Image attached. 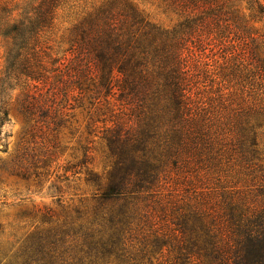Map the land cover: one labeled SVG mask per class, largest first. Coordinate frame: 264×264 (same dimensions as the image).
<instances>
[{
	"label": "trees",
	"instance_id": "trees-1",
	"mask_svg": "<svg viewBox=\"0 0 264 264\" xmlns=\"http://www.w3.org/2000/svg\"><path fill=\"white\" fill-rule=\"evenodd\" d=\"M12 1L0 0V139L21 87L35 127L58 130L89 103L87 131L110 164L89 172V207L0 250V264H264V65L255 40L251 61H209L201 45L251 35L231 5L167 0L183 19L165 28L133 0H98L76 19L70 57L56 58L46 33L77 0Z\"/></svg>",
	"mask_w": 264,
	"mask_h": 264
},
{
	"label": "rangeland",
	"instance_id": "rangeland-1",
	"mask_svg": "<svg viewBox=\"0 0 264 264\" xmlns=\"http://www.w3.org/2000/svg\"><path fill=\"white\" fill-rule=\"evenodd\" d=\"M133 1L153 22L165 28H174L183 19L167 0ZM218 1L231 5L232 10L228 16L239 15L242 25L250 30L251 35L248 34L242 41L229 33L231 41L222 42L211 41L206 34V41L201 45L206 48V56L209 58L204 57V60L210 61L212 57L219 59L235 52L237 57L251 61L252 55L248 50L252 46L251 41L255 40L258 47L254 63L260 69L264 65V13L260 12L258 5L264 1ZM93 3L99 4V1L87 0L86 3L85 0H77L71 3L75 5L59 9L54 27L46 33L47 45L53 57H70L72 28L82 11L90 8ZM4 67L5 47L0 37V76ZM24 95L21 87L10 92L9 121L0 139V250L11 254L20 251L36 231L64 224L74 218L78 208L89 207L91 196L96 190L88 181L89 172L103 175L110 164L108 148L101 134L91 135L87 131L90 121L89 103L85 108L72 110L67 125L54 130L53 126L35 127L34 121L23 115L20 102ZM101 109V113L106 112L103 117L111 115L107 105H102ZM102 125L101 122L96 123V127ZM261 148L264 152V129ZM85 156L88 162L80 164ZM22 172L27 173V178L19 174Z\"/></svg>",
	"mask_w": 264,
	"mask_h": 264
}]
</instances>
